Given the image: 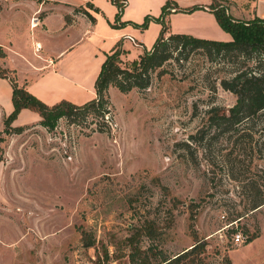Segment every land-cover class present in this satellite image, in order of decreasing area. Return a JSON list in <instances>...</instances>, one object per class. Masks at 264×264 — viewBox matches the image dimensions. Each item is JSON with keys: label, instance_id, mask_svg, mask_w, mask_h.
<instances>
[{"label": "rangeland", "instance_id": "obj_1", "mask_svg": "<svg viewBox=\"0 0 264 264\" xmlns=\"http://www.w3.org/2000/svg\"><path fill=\"white\" fill-rule=\"evenodd\" d=\"M86 1L70 3L94 21L59 33L67 19L54 12L49 38L0 18L10 68L0 67L26 78L49 106L91 100L112 50L125 67L160 35L229 41L214 9L232 3L233 17L253 18L258 0H126L120 13L112 0ZM232 66L205 50L174 51L146 88L110 86L103 118L82 109L49 130L25 113L11 124L19 133L4 132L12 104L0 80V264H158L178 255L173 264H264V204L251 210L255 183L264 195V161L248 167L208 121L212 107L235 102L219 84ZM198 131L204 137L193 139Z\"/></svg>", "mask_w": 264, "mask_h": 264}, {"label": "trees", "instance_id": "obj_2", "mask_svg": "<svg viewBox=\"0 0 264 264\" xmlns=\"http://www.w3.org/2000/svg\"><path fill=\"white\" fill-rule=\"evenodd\" d=\"M119 13L126 5V0H112ZM168 3L163 7L161 19L164 17ZM220 27L230 34L231 41L219 42L194 38L189 35L174 34L167 38L160 35L151 50L144 51L129 66L122 67L121 50H112L105 54L100 70L95 79V97L82 105L61 100L51 106L47 105L30 93L25 84H20L15 70L0 67V78H5L12 88L11 102L13 109L3 119L4 132L19 133L21 126L12 127V122L22 109L32 110L41 117L39 123L47 129H53L59 118L73 117L78 113L92 112L104 117L109 111L108 88L116 87L121 92L133 88L144 89L150 83V74L162 66L174 51L183 53L185 50H205L208 55H221L233 66L228 74L219 78L220 86L235 96V102L227 110L212 107L208 121L214 129V138L225 136L231 144V153L248 160V167L256 161H264V19L255 17L250 21H240L227 15L226 11H213ZM91 22L94 18L87 12L83 13ZM5 56L0 47V57ZM8 73H11L9 75ZM98 131H103L102 127ZM193 139L204 137L201 131L191 136ZM237 158V156H235ZM243 159H236L243 163ZM252 179V183L256 182ZM263 185L255 183L254 195L251 200V210H256L264 204ZM255 237V236H254ZM250 237L246 242L251 240ZM196 246V245H195ZM193 246L191 249H193ZM189 252L188 250L185 251ZM180 255L169 260L163 258L158 264L177 263ZM227 264H231L227 261Z\"/></svg>", "mask_w": 264, "mask_h": 264}, {"label": "crops", "instance_id": "obj_3", "mask_svg": "<svg viewBox=\"0 0 264 264\" xmlns=\"http://www.w3.org/2000/svg\"><path fill=\"white\" fill-rule=\"evenodd\" d=\"M248 1L252 5V0H248ZM85 2H87V1L85 0ZM263 3H264V0H258L257 3H256V12H255L256 14H255V17H257V18L264 19V4ZM231 5H232V3H231ZM231 5H229V7L226 10V12L231 17H233L230 14V6ZM249 5H248V7H250ZM82 6L83 5H81V4L78 5L77 3H74V2L70 3V0H0V18H3V19L6 18L9 21L10 18L13 17V22H12L13 24H17L18 22L23 23V25L26 24V23H29V29H40L39 30V34L41 36H43V37H48L49 38L51 36L50 34L54 31V29H52V27L49 25V20L51 19V17L53 15H55V14H53L54 12H60L61 15H62V19L63 20L67 19V23L64 25L63 28H61V26L63 25V22L61 21L60 27L58 28L59 29V33L60 32H64L66 28L72 29L74 26H77L82 21H84L86 23L85 28H87V26L90 23L89 22L90 20L84 14H82L80 12L74 13L75 9H78L79 7H82ZM252 7H253V5H252ZM45 8H47V10ZM83 9H84V6H83ZM232 9H233V11L238 10L237 8H232ZM22 11H24V12H22ZM86 12L88 14L90 13L88 11H86ZM41 14H42V18H39V16ZM255 17H253V18H251V17H248V18H244V17L243 18H235V17H233V18L236 19V20H240V21H249V20L254 19ZM68 18L71 19V20H69ZM126 38L128 39V38H132V37L131 36H127ZM132 39H133V42L130 41L129 39L128 40L133 45H138L136 40L134 38H132ZM229 41H231V39ZM226 42H228V41H226ZM73 44L74 43L69 45L70 46L69 48H71L70 50L73 49ZM35 45H40V42H38V41L35 42ZM1 48H2V50L5 53V49L6 48L5 47H1ZM70 50H66V49L60 50L59 51V55L62 54V56H63L65 54H68V52ZM108 53H110V52H108ZM105 54H104V57L101 58V60L99 62V64H100L99 65V70H100L101 63L105 59ZM0 64H2V66H4V67L10 68L7 65L6 53H5V57L2 59V61H0ZM55 67L58 68V67H60V65H56ZM32 68L38 69L39 67H32ZM97 75H98V73H97ZM97 75H96V77H97ZM96 77H95V79H96ZM0 80L8 82V80L5 79V78H0ZM18 82L20 84H25V86L28 89V91L30 93H32L33 95H35L40 100H42L43 102L48 103V104L50 103L49 100L48 101L45 100L37 92L32 91V89L30 88L31 86H30V84H29V82H28V80L26 78H24L23 80H19L18 79ZM11 93H12V88L10 86V100H11ZM93 97H95V92H94V96ZM71 101H72V103H74L76 105H82L79 102V100H71ZM11 104H12V102H11ZM12 109H13V106H12ZM12 109L10 110V112L12 111ZM25 113H27V115L29 117L31 115L34 116L33 119L30 120V121H34L39 116L38 113H36V112H34L32 110L22 109L19 112V114L17 115V118L19 117L20 114H25ZM32 113H35L36 115H34ZM16 119H15V121H16Z\"/></svg>", "mask_w": 264, "mask_h": 264}, {"label": "built area", "instance_id": "obj_4", "mask_svg": "<svg viewBox=\"0 0 264 264\" xmlns=\"http://www.w3.org/2000/svg\"><path fill=\"white\" fill-rule=\"evenodd\" d=\"M128 39H129L130 41L133 42V39H132V38H128ZM234 241H235L236 243H240V242L243 241V239H242L240 233H236V234L234 235Z\"/></svg>", "mask_w": 264, "mask_h": 264}]
</instances>
